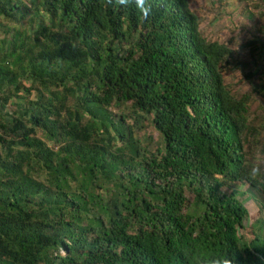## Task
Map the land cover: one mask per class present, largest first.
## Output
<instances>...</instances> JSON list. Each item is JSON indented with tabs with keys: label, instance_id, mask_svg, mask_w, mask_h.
Returning <instances> with one entry per match:
<instances>
[{
	"label": "trees",
	"instance_id": "obj_1",
	"mask_svg": "<svg viewBox=\"0 0 264 264\" xmlns=\"http://www.w3.org/2000/svg\"><path fill=\"white\" fill-rule=\"evenodd\" d=\"M146 5L0 0V264H264V168L248 172L247 97L223 78L264 79V30L238 59L188 0Z\"/></svg>",
	"mask_w": 264,
	"mask_h": 264
},
{
	"label": "rangeland",
	"instance_id": "obj_2",
	"mask_svg": "<svg viewBox=\"0 0 264 264\" xmlns=\"http://www.w3.org/2000/svg\"><path fill=\"white\" fill-rule=\"evenodd\" d=\"M188 3L190 10L199 19V29L202 36L210 42L228 45L238 59L244 58V44L261 36L264 30V19L258 15L259 12L249 8L252 15L248 17L245 13L244 4H241L239 0H188ZM25 20L21 22L23 24L21 27H17L18 29L28 30L31 18L26 17ZM0 37H2V34H0ZM249 72V68L229 67L223 73V78L225 86L234 97L237 99L247 97V129L244 135L245 160L249 174L257 177L259 175H253L252 173L253 168H259L260 173L264 168V161L260 152L264 143V90H261L264 86V79L260 81L257 76L248 80L246 75ZM33 98L34 95L30 96V99ZM125 107L115 108L112 111L116 114L126 113L127 108ZM26 109V102L20 104L17 101L13 102L4 109L5 118H10L11 115H20ZM38 135L40 136V133ZM139 136L140 138L148 136L152 142L158 139L157 134L147 128L139 131ZM247 187L245 183L232 185V188L245 192V195L241 196L239 201L246 206L249 212L250 216L244 223L249 230L250 225H256V221L262 219L263 212L258 199H254L253 193L247 190ZM222 190L227 192L226 187H223ZM188 200L191 202L192 197L188 196ZM244 231H240V233L242 234Z\"/></svg>",
	"mask_w": 264,
	"mask_h": 264
},
{
	"label": "clouds",
	"instance_id": "obj_3",
	"mask_svg": "<svg viewBox=\"0 0 264 264\" xmlns=\"http://www.w3.org/2000/svg\"><path fill=\"white\" fill-rule=\"evenodd\" d=\"M120 3H126L127 0H118ZM137 7L140 10V12L147 16L151 9L150 6L146 5V0H136ZM253 175H260V169L259 168H253L252 170ZM214 264H232V259L230 257H221L214 261Z\"/></svg>",
	"mask_w": 264,
	"mask_h": 264
},
{
	"label": "crops",
	"instance_id": "obj_4",
	"mask_svg": "<svg viewBox=\"0 0 264 264\" xmlns=\"http://www.w3.org/2000/svg\"><path fill=\"white\" fill-rule=\"evenodd\" d=\"M6 109V108H5Z\"/></svg>",
	"mask_w": 264,
	"mask_h": 264
}]
</instances>
